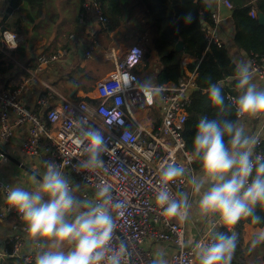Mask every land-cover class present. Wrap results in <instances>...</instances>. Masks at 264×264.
Returning <instances> with one entry per match:
<instances>
[{"label":"built area","instance_id":"2783aa9c","mask_svg":"<svg viewBox=\"0 0 264 264\" xmlns=\"http://www.w3.org/2000/svg\"><path fill=\"white\" fill-rule=\"evenodd\" d=\"M223 7L230 10L232 4L229 0H217L211 12L212 24L203 28L207 46L230 44L225 41L223 31L227 25L233 28V22L228 14H222ZM250 16L256 18V11L252 10ZM79 20L83 36L70 34L68 49L71 44L81 45V58L89 61L98 47L95 28L105 22L99 2L84 0ZM0 41L3 50L11 53L18 49L21 37L13 31L3 30ZM68 49H52L49 45L36 48L33 69L31 66L20 68L28 75L22 79L20 87L12 90L0 84V142L11 144L17 131L23 133L18 142L21 152L39 158L44 172L48 162L57 164L74 185H79L77 194L82 201L95 200L97 184L106 182L111 185L114 202L124 204L123 209L113 211L117 217L113 242L116 245L123 242L126 249L122 264H160L155 262L151 247L162 244L174 247L169 261L163 264H199L198 246L212 242L213 233L225 228L217 217L200 214L196 222L201 229L189 243V216L183 221L166 218L155 200L160 170L169 163L185 166L192 175L200 172L194 168L195 161H189L191 152L183 138L188 107L197 90V69L185 70L176 83L163 84L165 90L162 94L149 97L140 89L144 82L135 72L142 63L143 49L132 45L123 53L109 50L103 54V60L111 63L113 68L96 81L92 94H85L77 100L59 96L56 102H51L49 95H41L37 101L40 110L28 108L20 98L23 87L30 80L38 84L35 77L44 69L64 64ZM247 65L255 80L264 83V58L251 55ZM146 81L158 86L150 78ZM235 81V77H228L219 82L223 89H227V102L239 95ZM230 106L235 111L234 106ZM243 123L250 126L246 134L260 138L255 153L264 155V118L254 124L250 119ZM88 130H95L104 139L101 153L104 164L95 172L74 167L87 159L89 141L84 133ZM12 188L0 178V194L4 198L0 217L13 215L22 221V216L7 201ZM172 190L174 194L187 192L192 186L186 177L173 185ZM119 211L123 212L122 216L118 215ZM14 230L9 255L19 259L28 238L26 224L15 226ZM38 252L39 248L34 245L23 258V264H35Z\"/></svg>","mask_w":264,"mask_h":264},{"label":"clouds","instance_id":"9594fccd","mask_svg":"<svg viewBox=\"0 0 264 264\" xmlns=\"http://www.w3.org/2000/svg\"><path fill=\"white\" fill-rule=\"evenodd\" d=\"M183 19L191 24L194 18L186 14ZM235 78L239 95L230 102H226L222 85L211 78L207 81L215 117L199 119L189 155L190 162L199 163V175L190 174V169L176 163L160 170L155 200L166 218L183 221L189 216L192 204L188 194H174L172 190L173 185L187 177L192 191L199 196L200 214L217 217L221 226L232 233L214 232L212 242L199 245V264H231L237 239L233 229L242 219L259 223L257 209L264 211V155L255 153L260 138L246 134L243 123L245 119L264 118V90H258L252 82L247 64L237 67ZM140 89L152 97L162 94L165 86L145 81ZM230 104L235 108L236 120L228 118ZM84 134L89 141L88 156L74 167L95 172L104 164V139L95 130ZM78 188L57 164L48 162L36 190L13 187L8 192V203L26 224L30 247L34 244L43 249L37 253L35 264H122L126 249L123 242H113L117 218L113 211L123 209L124 204L114 202L111 185L106 182L96 185L94 201L80 200L76 195ZM260 241H264V229L253 243Z\"/></svg>","mask_w":264,"mask_h":264},{"label":"trees","instance_id":"16d2710c","mask_svg":"<svg viewBox=\"0 0 264 264\" xmlns=\"http://www.w3.org/2000/svg\"><path fill=\"white\" fill-rule=\"evenodd\" d=\"M75 1L76 11L73 18L75 25L73 32H78L83 28L79 20V14L83 11L84 0ZM96 1L99 2L105 18L104 23L98 24L96 35L107 37L115 31V34L119 35L118 37L123 36V42L127 44L129 39L136 34V30L140 32V29H144L142 27L144 23L152 29L154 41H150V44L144 47L142 63L135 71L139 79L145 80L150 76V80L157 85L174 84L185 70L197 69V90L192 95L188 107L187 121L183 129L185 146L188 151L192 152V138L199 119L203 116L215 117V111L211 108L207 95L208 79L211 78L213 82L219 83L225 78L236 76L238 65L235 63L233 52L242 53L248 58L251 55L264 58V26L258 22L257 17L252 18L250 16L252 10H259L264 15V0H229L232 8L228 15L232 19L234 33L231 44L222 47L207 46L204 39L203 28L212 24V8L204 0H197V9L200 12L199 19L203 20V23L197 21V25L187 24L183 19L184 15H191L189 0ZM45 3L46 0H7L6 13L0 21V32L10 30L22 36L28 30L27 27L30 26L23 23V21L28 22L26 19L29 20L33 28H36L40 23L39 19L42 16ZM137 15L138 19L132 21L133 26L126 28L128 20ZM36 20H38V23L35 22ZM141 38L142 36L137 37L136 42ZM180 41L183 45L177 51L175 47ZM63 48L68 49L66 46ZM26 53V41L23 40L20 42L18 49L11 52L10 55L17 62H21L25 60ZM2 58L0 53V60ZM31 62L34 63V58L28 61V63ZM9 63V68H12L14 63L12 61ZM56 66L62 67L58 70L54 68L55 66L51 67L55 69L56 81L54 84L67 83L72 88L75 87L81 90L84 94L92 91L96 81L101 78L94 74L91 65L80 66V64H77L67 69L63 68L64 64ZM110 66L113 67L112 64ZM32 67L30 68L33 69ZM236 83L237 81H235ZM226 93L227 89H223L225 97ZM48 94L45 90L41 95ZM65 95H67V91ZM58 100V97L51 96V102ZM85 100L92 102L89 98H85ZM228 118L236 120L233 108ZM194 168L200 171L199 163L196 161ZM257 215L260 217L259 223H253L252 219L248 218L242 219L235 226L233 230L237 237L236 241L241 240L245 224L251 227H264V211L258 208ZM223 231L227 232L226 229L221 230V232ZM227 234L231 235L232 233L227 232ZM10 251L11 245L8 249V252ZM15 261L16 259L11 258L7 262L15 264ZM18 262V264H23L22 261Z\"/></svg>","mask_w":264,"mask_h":264},{"label":"crops","instance_id":"0c3cea01","mask_svg":"<svg viewBox=\"0 0 264 264\" xmlns=\"http://www.w3.org/2000/svg\"><path fill=\"white\" fill-rule=\"evenodd\" d=\"M204 1L212 9L215 3L217 2V0ZM55 2H61V0H46L42 16L39 19L40 23L36 28H33V26H31L29 20L26 19V21L28 22L23 21L24 24L30 25L29 27H27L28 30L24 32L22 36L18 34L21 37V42L23 40L26 41L27 56L24 61L17 62L15 58L11 57L10 53L5 52L3 50L0 41V53L3 57L0 60L1 85H4L5 87L10 88L12 90L18 89L20 87V85L22 84V79L26 76L20 68L21 66H33L34 63H28V61L33 58V53L36 48L43 45H49L52 49H58L65 46L68 47V40L64 41V39H66V37L64 36L65 34L72 33L70 30L74 29L75 25L73 18L76 11V4L74 11L69 12V15L67 13L68 17L70 16L71 18L66 19L61 24V20L56 21V19H53L54 14H50V16L48 17V9L51 8ZM0 3L1 21L3 15L6 13L7 0H0ZM189 3L190 13L191 16L194 18L192 24L197 25V21L200 22V12L197 9V0H189ZM229 11L230 10L224 7L221 9L223 15H227ZM35 22L38 23V20H36ZM233 33L234 28H232V26L227 25L224 28L223 36L227 43L231 44ZM121 43L122 42H120V44ZM127 45L128 46H126V44L123 45L124 50H126L133 44ZM73 49L74 48H69L68 58L66 61H64V69L72 68L77 64H80V66L92 65L91 68H93L94 74L100 78V75L103 73L101 72V67L105 64H108L103 60V55L101 56L99 53L97 56H94L92 62L89 63L88 61H83V59L79 60V56L74 53ZM120 49L122 50V47ZM233 56L235 63L238 66L241 63H248V57L243 55L242 53L233 52ZM10 61L14 63L12 68H9ZM96 70H98V72H96ZM105 73H107V71ZM35 78L38 80L39 83L35 84L32 80H30L29 83L26 84L25 87H23L20 93L21 100H23V102L28 108H35L36 110H40V107L37 105V101L38 98L41 96L42 92H44L45 90L49 93L48 95L50 97L56 96L59 98V96H61L71 100L81 99L85 95L81 90H78L75 87L72 88L67 83L54 84L56 81V76L54 70L51 67L44 69L41 73L37 74ZM252 82L256 84L258 90H264V83L257 82L254 77ZM66 91L67 95H65ZM258 120L259 119H250V123L254 124ZM244 126L245 132H248L250 126ZM23 135V133L17 131L15 139L11 144H2L0 142V148L2 150V153H0V178L10 184L12 187H21L28 191H34L39 186V183L42 179V175L44 173V169L41 166V161L39 158L32 157L29 155L27 156L21 152L18 146V142ZM33 176H35V179H33ZM186 193L188 194L189 201L192 204V207L189 210V219L187 221V237L189 243H192L198 231L201 229V226L196 222V217L200 215L198 208L199 196L195 194L192 190H188ZM76 195L78 197L77 192ZM3 203L4 198L0 194V208ZM20 224H25V222L23 220H18L16 216L10 215L7 217H0V258H3L2 264H9L7 261L8 259L12 258L8 252V249L11 245L10 239L15 231L14 227ZM262 229H264V227L259 228L251 227L247 224L244 225L242 238L240 241H236V250L233 255L231 264H264V241H260L255 244L253 243L260 230ZM33 247L34 244L30 247V241L28 237L25 240L24 248L22 249L20 258L16 259L14 263L18 264V261H22V263H24L23 258L33 249ZM67 250L68 246L65 247V251ZM39 251H43V249H39ZM151 252L155 262L163 264L169 261L171 255L174 252V247L170 244H162L158 247H151Z\"/></svg>","mask_w":264,"mask_h":264},{"label":"rangeland","instance_id":"374dc122","mask_svg":"<svg viewBox=\"0 0 264 264\" xmlns=\"http://www.w3.org/2000/svg\"><path fill=\"white\" fill-rule=\"evenodd\" d=\"M75 3H76L75 0H61V2H55L54 5L51 8L48 9L49 10L48 17L50 16V14L51 15L54 14L53 18H55V14H56V18H55L56 21L61 20V24H62L63 21H65L68 18H71L70 16L68 17V15H69V12L74 11ZM131 8H133V7H131ZM67 13H68V15H67ZM135 19H138V15L136 17L133 16L132 19L128 20L126 28H131L133 26L132 21L135 20ZM56 23H55V25H56ZM142 27H144L145 31H144V29H142V30L140 29V32L138 30H136V34L133 35L129 39V41H128L129 43H127V44H129V45H132V44L133 45H137V46H139L140 48H142L144 50V47L146 45L150 44V41L151 42L154 41V33H153L152 29L147 24L144 23L142 25ZM70 31L72 32L70 34L74 33V34H78L80 36H83L82 29L80 31H78V32H73V30H70ZM70 34H65L64 37H66V39H64V41L68 40V36ZM118 36L119 35L115 34V31L112 32L111 34H109V36H107V37L103 36V35H96L95 34L98 48L96 49V51L94 53V56H97L99 53L102 56L104 53L108 52L109 50H117L120 53H123L124 51H126L123 48V45L126 44V43L123 42V36H121V37H118ZM141 36H142V38L139 41L136 42L137 37L140 38ZM120 42H122V43L120 44ZM127 44H126V46H128ZM68 46H69V44H68ZM121 47H122V50L120 49ZM70 48H74L73 49L74 53H76L77 56H79V60H81L82 58L80 57V54L82 52V46L81 45H76V44H71ZM94 56H93V58H94ZM88 62L91 63L92 59L89 60ZM110 65H111V63L103 65L101 67V70H102L101 72H103L105 74L106 71L108 72L109 70H111V66ZM61 67L60 66H55L54 68H57V70H58ZM90 67H92V65ZM53 70H55V69H53ZM96 72H98V70H96ZM103 73L100 75L101 77L104 75ZM141 81L145 82L146 79L145 80L141 79ZM92 93H93V89L88 94H92Z\"/></svg>","mask_w":264,"mask_h":264},{"label":"water","instance_id":"95a60500","mask_svg":"<svg viewBox=\"0 0 264 264\" xmlns=\"http://www.w3.org/2000/svg\"><path fill=\"white\" fill-rule=\"evenodd\" d=\"M256 17H257L258 22H259L261 25L264 26V15H263L259 10H256ZM200 22L203 23V20L201 19ZM203 26H205V25H203ZM97 30H98V27L95 28V33H94V34H97ZM182 45H183V44H182L181 41L178 42L177 45H176V47H175V49H176L177 51H179V50L182 48ZM74 92H75V90H74ZM0 153H2L1 148H0ZM2 262H3V258H0V264H2Z\"/></svg>","mask_w":264,"mask_h":264}]
</instances>
